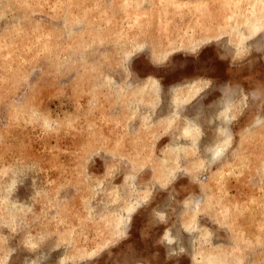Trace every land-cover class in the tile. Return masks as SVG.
I'll use <instances>...</instances> for the list:
<instances>
[{"label":"rangeland","instance_id":"rangeland-1","mask_svg":"<svg viewBox=\"0 0 264 264\" xmlns=\"http://www.w3.org/2000/svg\"><path fill=\"white\" fill-rule=\"evenodd\" d=\"M0 264H264V0H0Z\"/></svg>","mask_w":264,"mask_h":264},{"label":"crops","instance_id":"crops-1","mask_svg":"<svg viewBox=\"0 0 264 264\" xmlns=\"http://www.w3.org/2000/svg\"><path fill=\"white\" fill-rule=\"evenodd\" d=\"M122 120L123 119H125V118H121ZM156 123H159L158 121L156 122V121H153V127L155 128V124ZM158 125H160V123L158 124ZM155 130V129H154ZM157 131L156 132H154L152 135H154V136H152V147H150L149 148V150H150V152L148 153V154H151V155H153V151H154V148L156 147V144L160 141V133H159V131H160V127L158 128V129H156ZM151 148H152V150H151ZM144 149V148H143ZM212 151V150H211ZM154 153H155V151H154ZM211 153V152H210ZM210 153H209V156H210Z\"/></svg>","mask_w":264,"mask_h":264},{"label":"bare ground","instance_id":"bare-ground-1","mask_svg":"<svg viewBox=\"0 0 264 264\" xmlns=\"http://www.w3.org/2000/svg\"><path fill=\"white\" fill-rule=\"evenodd\" d=\"M219 152L217 151V154H218Z\"/></svg>","mask_w":264,"mask_h":264}]
</instances>
